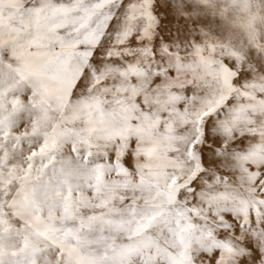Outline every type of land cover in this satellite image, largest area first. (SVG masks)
Listing matches in <instances>:
<instances>
[{
    "label": "snow or ice",
    "instance_id": "6c2138e0",
    "mask_svg": "<svg viewBox=\"0 0 264 264\" xmlns=\"http://www.w3.org/2000/svg\"><path fill=\"white\" fill-rule=\"evenodd\" d=\"M0 264H264V0H0Z\"/></svg>",
    "mask_w": 264,
    "mask_h": 264
}]
</instances>
